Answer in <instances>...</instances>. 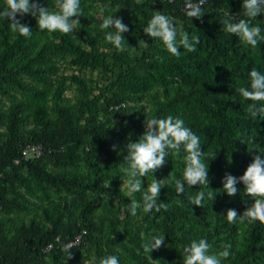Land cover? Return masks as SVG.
<instances>
[{"label": "trees", "instance_id": "obj_1", "mask_svg": "<svg viewBox=\"0 0 264 264\" xmlns=\"http://www.w3.org/2000/svg\"><path fill=\"white\" fill-rule=\"evenodd\" d=\"M38 2L56 10L55 0ZM242 3L205 0L203 18L191 20L185 0H81L84 16L73 34L41 31L36 18L17 16L32 28L30 38L0 18V264H65L61 246L79 235L67 264H99L108 255L119 264H183V247L201 238L212 245L210 253L232 245L222 264H264V224L226 219L228 209L242 215L254 198L242 182L236 196L221 193L226 173L240 177L255 155H264V119H252L251 102L236 91L250 88L252 68L264 74V40L247 45L221 22L228 13L234 21L250 19L264 35V14L245 17ZM154 11L172 17L178 32L198 36L196 50L181 47L176 57L148 37L143 28ZM108 15L129 27L125 51L105 40L112 29L99 25ZM65 64L78 72H61ZM95 71L96 77L86 74ZM73 87L75 98L66 95ZM169 115L199 137L210 184L185 185L177 194L175 180L185 168L181 147L141 178L144 188L154 179L167 185L157 201L167 210L145 214L141 208L133 217L131 198L120 191L125 145L143 135L148 119ZM31 144L43 154L25 159ZM199 190L215 200L193 206L188 198ZM132 198L142 203V193ZM160 234L164 245L145 253L142 245Z\"/></svg>", "mask_w": 264, "mask_h": 264}, {"label": "clouds", "instance_id": "obj_2", "mask_svg": "<svg viewBox=\"0 0 264 264\" xmlns=\"http://www.w3.org/2000/svg\"><path fill=\"white\" fill-rule=\"evenodd\" d=\"M139 2L140 0H137V3ZM204 3L205 0H197L195 3L193 0H185L186 16L191 20L193 18L202 19L205 15L202 7ZM54 7L56 10L52 11L48 7L42 6L38 0L37 2L5 0V7L0 10V18L10 21L11 31L25 38L32 36V28L22 23L20 19H17V16L31 15L36 18L37 26L41 31L73 34L77 26H81L79 17L84 16L81 0H55ZM242 8L245 17L257 18L264 14V0H243ZM103 11L101 9V13ZM74 17L75 19H73ZM221 22L224 31L239 37L247 45L255 47L260 40H264L261 27L252 26L250 19L234 21L228 13L225 20ZM99 27L102 31L112 29V31L105 33L106 42L119 51L126 50L124 33L129 31V27L122 18L108 15ZM143 32L150 38L162 41L167 51L176 57L180 56L181 47L188 52H194L196 50L195 45L200 42L198 36H190L187 32H178L173 18L160 11L153 12V16L147 26L143 28ZM249 75L251 79L250 88L241 86L236 91L245 100L251 102L247 108L251 118L260 117L264 119V104L259 103L264 102V74L252 68ZM145 125L143 135L139 136L136 141L129 139L125 145L127 155L124 157V161L127 162V166L121 168L123 178L121 179L120 191L126 189L127 196L131 198L127 210L133 217L141 208L145 214L153 210L156 212L161 209L167 210V204L162 201L157 202L160 199L161 189L167 185L162 186V180L154 179L147 188H144L141 178L146 177L149 172L153 174L162 168L167 163L166 158L169 154H178L181 147L186 153L184 156L185 168L182 178L175 180L177 194L182 195L184 193L185 185L189 188L199 185L201 188V186H209L210 184L209 165L206 166L202 162L204 151L200 145V139L190 128L185 126L181 118L171 115L166 118H152L148 119ZM113 150H116L115 145ZM229 162H231V158H229ZM170 179L171 173L163 181ZM240 182L244 185L245 194L254 198V203L242 215H239L235 209H228L226 215L228 223L259 221L264 224V155H255L240 177L226 173L222 180L221 193H226L230 197L236 196L238 193L237 185ZM135 193H142V203L132 198ZM215 197L211 191L206 193L199 190L194 196H189L188 199L193 206L204 207L206 198L214 201ZM165 236L164 234L152 236L149 241L142 245L143 251L152 253L154 250H158L164 245ZM56 241L60 243V237H57ZM75 246L76 242L62 244L61 251L65 254V264H67V260L73 258L72 249ZM48 247L51 248L52 245ZM211 248L212 245L205 238L192 240L182 249L183 264H222V260H227L232 255L230 243L224 244L223 251L218 253H210ZM99 264H119V258L115 255H108L101 258Z\"/></svg>", "mask_w": 264, "mask_h": 264}, {"label": "built area", "instance_id": "obj_3", "mask_svg": "<svg viewBox=\"0 0 264 264\" xmlns=\"http://www.w3.org/2000/svg\"><path fill=\"white\" fill-rule=\"evenodd\" d=\"M124 105V103L122 104ZM118 108V106L116 107ZM43 154V149L41 147V145L39 144H31L28 145L22 152V156L27 159L29 158L31 155L37 157ZM16 163H18V160H16ZM82 235L77 236L74 240L70 241V242H76V245L79 244L82 241ZM51 249L48 247V250Z\"/></svg>", "mask_w": 264, "mask_h": 264}, {"label": "rangeland", "instance_id": "obj_4", "mask_svg": "<svg viewBox=\"0 0 264 264\" xmlns=\"http://www.w3.org/2000/svg\"><path fill=\"white\" fill-rule=\"evenodd\" d=\"M64 66L68 67V68L64 69L63 71H61V72H64L65 74H72L74 72H76V73L78 72L77 70H75V68H72L70 66H67L66 64ZM86 74L88 75V77L91 76V75L93 77H96L98 75V72L95 71L93 74H91L90 72H87ZM66 95L69 96V97L75 98L76 97V90H75V88L74 87L73 88H70L67 91Z\"/></svg>", "mask_w": 264, "mask_h": 264}]
</instances>
